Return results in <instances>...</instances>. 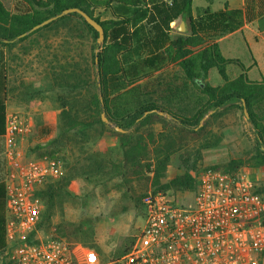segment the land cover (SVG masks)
<instances>
[{
  "label": "trees",
  "instance_id": "obj_1",
  "mask_svg": "<svg viewBox=\"0 0 264 264\" xmlns=\"http://www.w3.org/2000/svg\"><path fill=\"white\" fill-rule=\"evenodd\" d=\"M160 2L163 1L23 0L18 10L12 11L4 0H0V136L6 133L10 98L9 68L3 46L10 50L18 41L62 25L75 40L73 46L65 49L63 58L57 56L56 65L51 71L53 87L59 90V128L63 136L76 128L86 135L90 129H94L101 138L107 130L103 119V112H106L108 121L114 124V132L120 136L123 158L120 161L110 160L108 166L107 158L103 157L99 163L101 175L112 177L132 173L140 176L150 170L155 173L154 184L157 185L161 181L160 171L168 161L183 155L175 147L162 149L159 144L156 154L164 158L157 162L155 171L150 161V151L151 144H158L157 135L150 131L148 138L137 131L139 135L135 137L131 132L140 127H154L170 117L185 141L205 137L206 122L202 121L206 116L218 117L220 110L237 102L243 105L245 102L249 110L258 146L248 154L247 159H233L224 168H213L233 172L246 161L252 162L255 167H264V114L257 110L264 106V81H251L243 63L226 58L216 40L207 39L199 32L193 17L194 0H172V6L162 3L160 12L163 16L158 14L154 17L153 11L150 13L151 6L155 9V4ZM71 7L84 10L103 25V44L98 42L99 32L77 12L64 15L22 36L44 20ZM101 10L110 12L111 16L103 19ZM179 15L189 18L190 32L178 34L161 48L167 41L161 28L160 36L165 37V41L155 48L158 50L148 62L142 52V23L147 19L151 22L159 19L169 28L170 22ZM263 15L264 0H246L245 8H229L226 3V11L216 17L225 16L228 31L234 32ZM231 64H238L242 68L236 77L230 75ZM213 68L218 70L224 83L214 85L209 80ZM72 134L77 136L75 133H70V136ZM69 141L66 138L58 140V148L64 146L62 150L66 154ZM80 146L87 148L84 147L86 143L77 147ZM71 147L73 150L74 147ZM59 150H49L48 155L61 156ZM86 151L92 152L89 148ZM66 154L61 156L65 168L68 161ZM72 180L70 175L63 174L60 179L37 191L46 206L39 226L41 229L42 226L46 227V232H55L74 242L96 248L103 255L102 245L84 243V235L72 223L54 221L57 211L63 209L66 196L72 193ZM196 186L195 176L187 170L163 185L162 189L187 190ZM258 191L263 195L261 188ZM6 245V189L4 182L0 181V255Z\"/></svg>",
  "mask_w": 264,
  "mask_h": 264
},
{
  "label": "rangeland",
  "instance_id": "obj_2",
  "mask_svg": "<svg viewBox=\"0 0 264 264\" xmlns=\"http://www.w3.org/2000/svg\"><path fill=\"white\" fill-rule=\"evenodd\" d=\"M4 2L10 10L17 11L22 6L23 0H4ZM164 3L167 6H172V0H167ZM161 4H157V7L153 9L154 17H157L158 14L160 17L163 16V13L160 12ZM220 4L221 0H218L215 7ZM101 16L105 19L111 14L101 10ZM173 20L170 22L169 28L164 26L159 19L156 22L146 20L142 23L144 38L142 52L148 62L158 50L155 48L165 41V37L167 41L161 45V48L178 34L190 32L191 26L188 17L179 15ZM182 22L186 28L184 32L179 29ZM161 28H163L165 37L160 36ZM74 40L75 38L69 35L67 28L59 25L34 34L27 40L18 41L10 50L7 46H3L9 64L10 98L8 106L21 105L19 110L10 111L9 114H20L31 127V131L20 139L25 141L23 143L26 150L25 158H27H24L25 161L44 159L49 156L48 151L52 149H60L59 154L64 157L66 154L62 150L64 146L58 148L60 138L70 140L68 146H73V149L86 143L84 147L91 151L101 141L106 140L107 143H111L113 140H119L120 136L114 132V124L108 121L106 112H103V116L106 118L104 121L107 130L101 138L94 129H90L87 135L81 134L78 128L70 132L75 133L78 137L74 134L70 136V133L64 136L61 134L59 128L60 108L57 101L59 90L53 87L51 71L56 65L57 56L63 58V52L66 48L73 46ZM210 81L214 85L224 83L216 68L211 70ZM31 105H36L39 110L30 109ZM245 108H247L245 105L237 102L220 110L218 117L209 118L206 116L202 121V123L206 122V136L192 140H184L183 135L180 134L178 127L170 117H166L164 121L157 123L154 127H140L138 130H133L131 134L135 137L139 135L137 131L148 138L150 131L157 135L158 144H151L152 150L150 151V161L154 164L155 171L157 162L164 158V156L156 154L159 144L162 149L175 147L181 151L183 157H174L175 160L168 161L166 167L160 171L161 181L157 185L154 184L155 173L149 172L150 170L140 176L132 173L112 177L98 175L97 181H90L86 189L72 190V193L66 196L63 209L58 210L54 216L55 223H72L84 235V243L88 245L101 244L105 260L123 255L126 250L130 251L136 236L145 223V208H143L142 199L148 192L155 191L157 188L156 191H164L179 202H190L196 195L199 185L198 178L205 169L215 166L224 168L233 159H247L248 154L258 146L254 125L247 117ZM257 110L264 114V106ZM50 120L57 122L51 124ZM72 140L77 143L75 144ZM2 148L3 142L0 140V157ZM113 158L111 156L105 160L108 166H110L109 161ZM113 160L118 161L119 159ZM245 169L252 171L264 196V167H255L252 162L246 161L233 172ZM187 170L196 178L195 189H162L163 185L177 175L184 174ZM45 186L46 184L41 189ZM42 204L43 215L46 206L44 201ZM42 228L47 230L44 226ZM259 264H264V259Z\"/></svg>",
  "mask_w": 264,
  "mask_h": 264
},
{
  "label": "built area",
  "instance_id": "obj_3",
  "mask_svg": "<svg viewBox=\"0 0 264 264\" xmlns=\"http://www.w3.org/2000/svg\"><path fill=\"white\" fill-rule=\"evenodd\" d=\"M31 127L7 115L4 137L7 245L1 264H259L264 259V196L252 171L209 167L187 203L164 191L142 199L144 226L132 249L104 259L91 248L39 226L45 184L60 179L61 156L25 161L20 138Z\"/></svg>",
  "mask_w": 264,
  "mask_h": 264
},
{
  "label": "crops",
  "instance_id": "obj_4",
  "mask_svg": "<svg viewBox=\"0 0 264 264\" xmlns=\"http://www.w3.org/2000/svg\"><path fill=\"white\" fill-rule=\"evenodd\" d=\"M162 1L163 2L160 3H164L167 0ZM217 1L218 0H194L193 17L199 32L207 39L216 40L226 58L236 59L243 63L251 81H264V15L256 17L234 32H229L225 16L217 18L216 15L220 16L221 13L226 11V3H228L229 8H245L246 0H221V4L215 7ZM152 11L153 6H151V14ZM229 69L232 72L231 77H236L242 72V68L238 64H231ZM19 106L21 107V105ZM19 106L13 107V105H9L8 113L13 110H19ZM34 108L35 111L39 110L36 105H31L30 109ZM49 122L52 124L57 121L50 120ZM0 140L3 142L0 157V181H3L7 170L4 157V137L0 136ZM24 142L23 139L20 140L19 146L24 152L25 158L26 150L23 144ZM86 149L87 148L84 149L81 146L73 150L71 146L66 148L68 161L63 174L72 177L73 180L70 189L73 191H80L83 188L86 189L90 181H97L96 177L101 175L100 173L102 172L99 169V163L102 161L103 157L111 158L112 156L115 160L119 159L118 161L123 158L122 148L117 139L113 140L111 143H107L106 140L97 143L95 149L91 153L87 152Z\"/></svg>",
  "mask_w": 264,
  "mask_h": 264
},
{
  "label": "water",
  "instance_id": "obj_5",
  "mask_svg": "<svg viewBox=\"0 0 264 264\" xmlns=\"http://www.w3.org/2000/svg\"><path fill=\"white\" fill-rule=\"evenodd\" d=\"M73 12H77V13L81 14L99 32L98 42L100 44H103L105 41V29H104L103 25L100 22H98L94 17H92L87 12H85L84 10H82L78 7H71V8H67V9L63 10L61 13H58V14L44 20L40 24L34 26L33 29L24 33L22 36H25V35L29 34L30 32H33L34 30H36L40 27H43V26L51 23L52 21H54V20H56V19H58L64 15L73 13ZM179 29L182 32H184L186 30L184 22H182L180 24ZM244 105H245V102H244ZM245 113H246L247 117H249V112H248L247 108H245ZM103 118H104V120H106L105 116H103ZM117 129L121 130V128H119V127Z\"/></svg>",
  "mask_w": 264,
  "mask_h": 264
}]
</instances>
